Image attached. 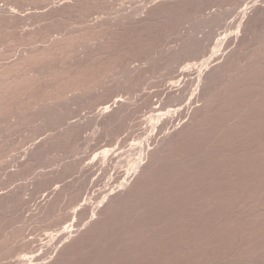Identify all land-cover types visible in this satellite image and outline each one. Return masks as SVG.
I'll use <instances>...</instances> for the list:
<instances>
[{
    "label": "rangeland",
    "instance_id": "374dc122",
    "mask_svg": "<svg viewBox=\"0 0 264 264\" xmlns=\"http://www.w3.org/2000/svg\"><path fill=\"white\" fill-rule=\"evenodd\" d=\"M49 1L51 0H48L46 2L43 0H29V1L28 0H17V1L15 0H2L1 1L0 0V5H1L0 10L3 8L1 10L2 12L9 13L11 10H14V11H17L18 13L24 12L25 14H26V11L27 12H30V11L33 12L35 10L44 11V10H47V8L50 7V5L52 6L54 4L53 3L54 0L51 1V4H49ZM56 1L58 2L61 0H55V2ZM106 1L107 2H105V0H102L101 2H99L97 4L98 8L95 6L94 8L92 7L93 9L91 11L90 10L89 12L85 11L87 12V15L84 14L83 11H81L82 14H80L79 12L75 14L72 13L70 14L72 16L68 15V17L70 18L65 17V19L63 18V20L60 19V21L59 20H56L57 22L54 21L52 23L53 26L51 24V21L49 23L48 20L46 21L45 19L43 20L42 18L39 19L40 21L31 20L30 22V20H27L25 23L27 25L24 24L27 27H24L23 25V27L28 30L27 32L32 33L34 31L33 29L36 30V32L34 31L31 34V37L28 36V33L26 34L25 32L26 30H24L23 27H21V29L16 28L18 30H14L15 27L12 28V26H9L6 24L8 26L7 28L5 24H2V25L0 24V43H2L0 44V46L4 45V49H2L3 47L2 48L0 47V56H2L0 57V60L2 61V62L0 61V64L10 62L11 60L15 59L16 55H18L19 52L25 51L27 49H32L31 46L35 47V44H36V47H38L37 44L41 45L46 42H49L54 37L63 36L64 38V36L69 35L67 37H69L70 39V40L69 39L66 40L67 37L64 38L67 41L65 45L67 47L65 49L66 52H63L64 47H63V50H61L62 52L60 51L61 48L59 49L60 53H62L61 56L60 54L56 56L57 52H55L52 54L53 56V57L51 56L52 58L49 56L51 60L50 59L47 60L48 57H46V59H40L42 61L45 60V62L43 63L42 61L40 62L39 60L41 65L38 64V61L36 62L38 66L37 64L35 65L34 63H32V65L34 64V66L31 65L32 66L31 69L34 68V70L32 71L37 72V74L34 73L35 79L38 80L37 84L35 85L36 87L34 86L35 88H38L37 89L38 91H36L37 93L35 92L34 87H30L31 84L28 85L29 82L31 83L32 80L24 81L28 85V86H24V87H27L26 90L29 91L30 90L29 87L31 89L34 88L33 92H35V95L38 94L37 98L40 97L39 99L41 100V97L44 94L45 96L43 95V97H46V99L42 98L43 101H39V102H36L38 99L37 100L34 99L35 101L33 102L32 98L34 95L32 94L34 93L33 92L30 93L32 90L29 92L27 91L28 93H30L29 94L30 96L32 95L31 96L32 98H31L30 96H28V93H26V95L23 94V92L25 93L26 90L24 91L23 89H21L23 90L21 91L20 89H16L18 86H19L18 88H21V85L19 84L17 85L16 83L17 87L14 89L13 87L14 85H13L12 89L11 88L10 89H11V92H15L13 91V89L16 90V92L13 94L16 95L18 93V97L14 98L15 95H13L12 99L10 98L9 100H5V103L6 101H8L6 104H4V101H3V104L1 105L3 108L0 106L1 107L0 108V137H1L0 138L1 139L0 140V170H1L0 171V176H1L0 177V193H4V195L6 194L7 197L11 193V195H9L10 197L8 198H11L13 195L18 197L17 200H16V197L14 198L15 203L13 201L12 204H9V207L4 206L5 209L4 207L0 209L1 210L0 211V218H1L0 219V234H1L0 235V264H8L9 262H10L9 264L11 263L16 264L17 263L16 261L19 262V260L21 261L23 259L22 257L23 254L25 253L26 255L34 254L35 252L34 249H36V246H37L36 250H38V248L43 246L44 243L45 245L39 249V252L36 251L35 255H37V253L40 255L42 253L48 254L49 253L48 251L50 252L52 251L51 253L48 254L49 255L48 258H47V255L42 254L44 257L47 258V261H50V262H47V264H89V263L90 264H264V207H263L264 204L262 206H259V207H263V209L260 208L262 212L258 214V211L253 209L255 208V206H253L252 201H255V200L250 197L251 195H249L251 194V191L259 185L264 191V139H263L264 138V107H263L264 106V97H263L264 96L263 95L264 94V61H263L264 60V57H263L264 56V50H263L264 48V43H263L264 42V16L262 18V15H264V11L262 13H259V14H262L261 17H259L257 16L258 14L256 15V12L258 10L250 9V13L247 15V17L243 19V15L245 13L246 8L254 4L257 1L259 2V0H207V1L204 0L203 2L198 3V5L197 3H195L194 5L192 4L188 9L189 11L184 10V12L180 11V13L178 11L171 13V10H168L167 13L163 12L164 14H161L160 15L161 17L159 16V18L155 19L158 22L154 21V23L150 25L151 27L150 26L142 27L141 25H139L138 21L142 17L144 18V16H146L149 10H151L156 5V3H160L161 0H159L160 2H157L158 0L157 1L156 0H151V1L150 0H119V1L118 0H111V1L106 0ZM22 3L24 6L21 5ZM113 3L116 5H113ZM109 8L110 10H108ZM137 8L140 11H138ZM147 9H148V12L146 11ZM191 9L193 10L191 11ZM134 10L141 12V14L137 15L136 17L135 16L133 17L134 19V21H132L133 23L131 22L130 25H126L124 27L122 26L121 29H114V28L112 29L110 25H112L114 22L119 21L120 18L124 17L125 15H129L130 12L134 13ZM210 10L211 12H209ZM92 11H93V14H92ZM142 13L144 16L142 15ZM219 13H221V15ZM76 14H79V15H76ZM222 14L224 15L222 16ZM116 15L117 17H115ZM211 15L212 17L216 16L214 18V19L217 18V21L215 20L216 24H214V22H210ZM206 16L208 20L206 19ZM95 17L96 18L98 17V18L96 19ZM200 17H202V19ZM159 19H162V20H159ZM96 20L97 21L103 20L104 22L108 23V26H105L106 28L103 27L99 29L97 31L98 33L94 32V34L92 35L89 32L88 34L90 35L89 36L86 35L87 32L85 33L84 32L85 30H83V28H85L87 25H90L88 23L94 24L95 22H97ZM191 20H194V21H191ZM72 22L74 25L72 24ZM28 24L29 25L31 24V25L29 26ZM65 24L67 27L65 26ZM58 28H59V31H57ZM22 29H23V32L22 31L20 32L19 30H22ZM40 29H41V32H40ZM147 30L148 32H146ZM24 32L27 36L24 39H22L21 34L23 35ZM74 32L75 34H73ZM83 32L85 34H83ZM237 32L241 33L239 36V38H241L239 39L240 41L239 42H236L233 40L230 41L232 43L226 44L225 45L226 47L224 46V48L222 47V50H220L221 52L219 51L218 54L231 52L233 56L232 69L236 72L238 70L239 71L243 70L242 68L246 67L247 64L249 65L247 67L248 68L250 67V68H249V71L247 70L248 74H245L246 71H244L245 73H243L244 75L242 74V78L241 76H239L238 81L237 79L235 80L237 82L233 80V84L235 85L234 87L231 86L229 90H228V87L230 85L228 87L222 86L223 88H225V90L223 88L221 89L220 85H219L220 88L217 87V89H219L217 90V92L219 91L220 96L224 92H225L224 94L227 95V97L225 96L226 103L223 100V97L221 98V100H219L220 96L217 98L218 95L215 97L217 98V100L215 98L210 100V104H209L211 106L210 109L212 110V107L214 106L212 111L209 109L211 114L208 112V115L203 118L200 124L201 126H199V128L197 129H194L193 131L192 129L190 130V128L187 127L188 125L187 121L190 122L189 117H184L183 118L184 120L182 119L181 122H180L181 118L177 120L176 126H178L179 125L178 123H180L179 125L180 127L172 128V125L170 124L169 126L168 125L164 126L163 129L161 127H159V130H158V127L154 129L153 121H151L153 116H154L153 120H155V118L156 120L161 119L163 113L164 115H166L165 113L167 111L169 112V109L174 108L173 110H175L177 107L178 108L181 107L179 105L182 102H184V104H187L191 97L190 92L189 93L184 92L185 95H183L184 93L182 94L184 96L182 97V99H181L182 95L180 94L179 96L181 101L177 102L179 98L178 97L176 102L175 101L173 102L175 104H173L172 102L168 101L170 99V96H169L170 93L169 95L168 93L167 95L165 94V90H167V87L169 86L167 84H170V83L176 84V82L178 83V81L180 83L181 80L184 79V76H186V75L184 76L181 75L182 69H187L189 68L190 65L200 64L203 61H205V59H207L214 52L218 43H220L221 41H223L224 39L228 37H230V39L231 37L234 38V36L237 35ZM49 34L52 36H50ZM71 34L74 36L73 37L74 39H72ZM103 37L105 38L103 39ZM32 38L34 39V41ZM48 38H49V41H46L48 40ZM87 38H90V40H88ZM21 41L22 42L25 41L23 45ZM84 41L86 42L84 43ZM96 41L98 44L96 43ZM261 41H263L262 44L260 43ZM13 42L15 43L13 44ZM189 42L191 43L189 44ZM61 44H62V41H61ZM103 44H106V45H103ZM191 44L194 46L195 50H196L195 45L197 44L198 48L202 49L203 51L197 48L196 51L189 50L187 52L183 49V48L190 46ZM257 44L261 46L259 47ZM91 45L92 46L95 45V46H93L92 48ZM122 45H124L125 47L124 46L122 47ZM62 46H64V42ZM87 47L89 49H87ZM230 47H233V48H230ZM5 49H7L8 52H6L7 50L4 51ZM72 49L73 50L75 49L74 52H72L73 51ZM207 49L209 51L208 52L209 54L207 53ZM231 49L232 50L234 49L233 52L231 51ZM120 50H122L123 53ZM13 52L15 53L13 54ZM204 52L208 54L207 55L205 53L206 57L204 55ZM253 53H255V55ZM99 54H101V56ZM201 55L203 56L201 57ZM5 56H8V57L5 58ZM116 56H118L119 58H117ZM53 58L56 61H53ZM167 58L169 59V61L167 60ZM172 58H173V61L175 60L174 62L172 61ZM62 61H63V64H62ZM83 61L84 63L85 61H87L86 65H84ZM245 61H247V63ZM51 63L53 64L56 63V64L53 65ZM108 63H110V65ZM82 64L84 66L81 67ZM42 65L46 67V69L47 68L49 69V67L50 68L52 67L51 69L53 70V67H54V71L55 69H57L56 70L57 72L53 71L52 76H51L52 71L51 69H49L51 72H49L50 75H48L47 73L49 70H46L45 68H44L45 70L42 69L43 68ZM47 65L48 66L50 65V66L47 67ZM166 65H168V68ZM241 65L242 66L244 65V67L241 68L240 67ZM250 65H255V66L253 67ZM251 67H253V69ZM81 68L83 70H81ZM77 69L80 70V73L77 71L78 74L76 72ZM199 70L200 69L198 68L190 69V71L188 70L189 72L187 71L185 73L187 74V76L184 81H186V79L189 80L190 78L198 76ZM43 71H47V73ZM176 71L177 72L179 71L180 75H179V72L177 73ZM98 72H99V75H98ZM70 73H73V74L76 73L75 76L79 75V77L76 76V78H72L74 75ZM161 73L166 74L168 76L169 74H172V75H170L167 78L166 75H165L166 77L164 75L162 76ZM70 75L71 76L73 75V76L71 77ZM176 75H178V77L174 78ZM69 77H71L72 79H70ZM142 77H145L146 79L144 80V84L142 83L144 79V78L142 79ZM1 78L3 77H0V84L4 81V79H2V82H1ZM28 78H31V77H27V78L25 77L24 80ZM172 78L174 79L172 80ZM24 82L22 81L19 83L24 84ZM47 82L50 84H48ZM116 84L118 85V87ZM150 84H152L153 86ZM1 85L0 87L3 86ZM32 85H34V83H32ZM54 87L58 88L57 91L54 90V93L55 91L58 93L57 95L53 97V95H51V92L53 89H55ZM50 88H52L51 92H50ZM176 89H173V90H175L176 92L178 91ZM118 90L120 91L119 93H118ZM178 92L175 94H178ZM39 93H41V95ZM148 93H154L153 96L151 95V99L153 100L152 103L154 104L150 103V105L146 107V106H143L142 103L144 99H146V95H148ZM21 94L24 95L25 97L22 96ZM116 94L117 95L120 94L121 97L117 96ZM105 95L107 97L104 98ZM20 96L22 97L20 98ZM112 96L113 98H110ZM122 96L125 99L133 103L132 113L124 117L122 120L116 121L115 124H113L114 123L113 122L112 124H110L111 126H109V124H107V121H105L106 119L101 117V114L103 110H105L110 104H113L115 100L118 99V97L122 98ZM100 98L101 99L103 98V101ZM167 98L168 100H166ZM254 98H256V100ZM107 99H110V100H107ZM227 99L228 100L230 99V101L228 102ZM12 100L13 102H15L14 105H12L13 104ZM61 100H63L64 103ZM54 101L55 103H53ZM167 101L170 104H165L167 103ZM199 102L197 104L199 105L204 104L203 100L201 101L202 103L201 102L199 103ZM30 103L31 104L33 103V104L31 105ZM46 103L47 105H45ZM163 103L164 105H166V107L163 106ZM171 104L173 105L171 106ZM67 105H68V108H67ZM153 105L155 108L156 106L159 107V108L157 107L158 110L160 109L159 111L157 110L158 113H156L157 108L156 109L154 108L155 112L153 111V107H151L152 109V112H151L149 106H153ZM181 105H183V103ZM175 106L177 107L175 108ZM163 107H165V109ZM54 109H55V113H54ZM60 111L61 113H59ZM48 112L50 114L53 112L54 114L52 113L50 115ZM11 115H13V118L11 117ZM9 119L11 120V122ZM78 122L79 123L81 122V123L79 124ZM182 122H184L185 124ZM48 123L50 126L48 125ZM32 124L33 126H31ZM72 124H75L73 125V127L78 128V133L75 134L73 137L69 138L68 140L65 135L63 136V134L69 129V126ZM77 124L79 125L77 126ZM12 126L14 128L13 130H12ZM253 128L254 130H252ZM179 129H181L180 131L181 133L179 132ZM161 130L163 131L161 132ZM166 130L169 132L168 136H165V133H167ZM148 133L149 134L152 133V134L149 135ZM37 134H38V137H37ZM53 135L54 136L56 135V136L54 137ZM61 136L63 137L61 138ZM4 137L6 140L4 139ZM149 138L150 140L148 141ZM151 138H153L152 142H151ZM47 139L50 142L46 143V148L44 146V149L42 148L39 151V154L36 153L35 155L34 153H32V151L36 149L35 148L33 150V148L35 147L37 143H40L39 145H41L45 141L47 142L48 141ZM145 140L148 141L146 143V149L151 148V147L153 149L156 148L154 152H153V149L151 148L152 149L151 152L153 153V155H151V152H150L149 154L151 156L148 154L147 155L148 157H145L146 160L144 159L143 161L147 174L143 172L144 169L142 171L140 170L139 171L140 174L138 172L136 178L132 181L130 180L131 181V183L129 182L130 185L128 184L127 187L125 185V189L123 188L122 190H120V192H118L116 197L112 199L113 201L111 200L108 202V204L106 203V205L103 206V207H106V209L105 208L103 209L102 207L101 211H103L105 214L102 215L101 213L103 212H100L99 213L100 215L96 214L94 215V217L92 216L94 221H92L89 224L86 223L87 220L84 222L83 220H80L82 222L80 221H79L80 223L78 222L79 223L78 227H80V225L82 224L81 225L82 232L77 231L75 232L76 234H74V238H71L70 240L69 238H67L68 241L67 239H64L65 240L64 243H60V241L63 242V240L61 238H59L60 239L59 240L58 237L62 230L65 233L68 230L71 231L72 227L74 229L75 228L78 229L77 227H75L76 226L75 222L78 221V218H75L74 215L71 216V214H74L72 212L75 210L74 209L75 207H77L81 203L83 204L87 202L89 203V206H90L89 213L90 212L92 213L94 209L93 206H96L97 203H100L99 201H101L104 198L105 196L104 193L106 194L105 192L106 189L107 191L115 190V189L119 191V189H121L118 185H120L124 181L125 176H126L125 171L129 169L130 165L132 166L133 162L141 158V155L140 157L138 155L139 153L141 154V148L138 149L139 146H137V144H140L141 141H145ZM164 141L165 143H167V146H166L167 148L162 149L161 151L160 148L163 147L162 144ZM3 142L4 143L6 142L7 144L5 143L4 145ZM52 142L55 144H53ZM133 145H136L134 146L135 150L132 149ZM36 146H38V144ZM106 150L115 151V153L113 152V156L111 155V158H113L114 160L112 159L111 162L109 161L114 166L108 162L105 163L106 160L103 159L104 156L102 153ZM122 151L123 153H121ZM158 153H161V154L159 155ZM246 153L248 154L246 155ZM123 158H125L126 162L123 160ZM134 158L136 159L134 160ZM122 160L124 161V163ZM151 161L152 162L154 161V164L153 163L151 164ZM190 162L191 164H189ZM62 163L63 164L65 163V164L63 165ZM105 164H106V168L102 167L103 165L105 166ZM107 164L112 165V166L107 167ZM96 165H98L99 168H97L98 166ZM149 166H152V167H149ZM119 170L120 172H118ZM1 173L3 175H1ZM118 174L120 175L124 174L122 178H120V180L117 178ZM143 175H146L145 178L144 177L140 178ZM135 180L137 181L135 182ZM108 183H109V186H108ZM68 186H72L70 188H73L75 186V188H77L78 190L82 189L81 192L84 191V193H82V197H80L78 201L74 200L75 198H73L74 203H71L72 197L74 196L70 195L69 197L68 195H63L60 199V201L63 204L59 202V205L61 207H58L59 209H57L55 212L52 211L54 214L61 209L59 213L58 214L56 213L55 215L50 213L52 216L50 214L48 215V213H46L45 211V207L49 199H52L54 197L55 191H58L59 188L60 189H63L64 187L68 188ZM116 190L115 192H117ZM32 193L34 197L32 196ZM19 196L20 197L22 196V197L19 198ZM88 199H89V202H88ZM117 201L119 202V204ZM241 201L243 202L242 203L243 206L240 204ZM75 202H76V205L77 203L78 205L77 206L74 205L73 207V204H75ZM239 206L243 208H240ZM41 209L43 211H41ZM240 209L245 210L244 212L246 213L245 216H244V213L241 212L243 213L242 215L244 216L245 219L241 217L242 215L240 214V211H239ZM91 213L90 215H93V213L92 214ZM45 215H48V216L43 217ZM59 215L60 216L62 215V217H60ZM68 215L69 217H67ZM36 216H39V217H36ZM8 217H10V220ZM61 219L64 221H62ZM4 223L5 225H2ZM83 223L87 225V226L85 225L86 228L83 227L84 226ZM56 230H58L59 235H57L58 232ZM54 231H56V235L58 237L56 235L55 236L57 237L58 240L56 239L55 236L51 237L52 234L53 235L55 234ZM47 232L51 233L49 234L50 236L48 235ZM47 236L49 240L47 239ZM50 239L52 240L54 244H52ZM28 240L30 241L28 242ZM48 241L51 243V245L48 243ZM56 241H59V242H56ZM26 242L29 246L28 245L24 246L25 249L22 250V248H24L23 244L25 245ZM55 243L57 245L59 243L58 248L60 249H57L56 247L57 245H55ZM34 244L36 246H34ZM47 245H50L49 248H51L52 246H54L55 248L54 247H53L54 249L53 248L49 249L48 247L46 248ZM5 246H6V249H5ZM26 247L28 249H26ZM32 248H33V252H32ZM22 252L23 254H21ZM18 253L20 254V256ZM30 255L29 257L28 255L27 256L24 255V257L26 259L28 258L29 260L30 257L32 258L34 256V255H31V256ZM16 256L19 259L18 258L16 259ZM28 260L23 261L22 264H25ZM151 260L153 262H150ZM29 261L27 262L28 264H30Z\"/></svg>",
    "mask_w": 264,
    "mask_h": 264
},
{
    "label": "bare ground",
    "instance_id": "6f19581e",
    "mask_svg": "<svg viewBox=\"0 0 264 264\" xmlns=\"http://www.w3.org/2000/svg\"><path fill=\"white\" fill-rule=\"evenodd\" d=\"M2 1V0H1ZM15 1H17V0H15ZM29 1V0H28ZM43 1H48V0H43ZM52 1V0H51ZM51 1H49V4H51ZM102 0H61V1H56L55 2V0H54V4L51 6L50 5V7H48L47 8V10H44V11H36L35 9V11H33V12H27L26 11V14L24 13V12H22V13H18L17 11H14V10H11L9 13H7V12H2L1 10L3 9H1L0 10V24L2 25V24H5V26H7V25H9V26H12V28H14L15 27V29L14 30H18V29H16V28H19V29H21V27H23V25L26 23V21L27 20H30V22H31V20L33 21H37V20H39L40 18H42L43 20L45 19L46 21L48 20L49 21V23H50V21H51V24L54 22V21H56V20H59L60 21V19H62L63 20V18L65 19V17H67V18H70V17H68V15L69 16H72V15H70V14H72V13H77V12H79L80 14H82L81 13V11H83L84 12V14H86L87 15V12H85V11H88L89 12V10L91 11L95 6L98 8V6H97V4L99 3V2H101ZM111 1V0H110ZM119 1V0H118ZM151 1V0H150ZM157 1V0H156ZM204 0H161V2L158 0L157 2H160V3H156V5L151 9V10H149V12H148V9L146 10L148 13L146 14V13H144V14H146V16H144L143 15V13H142V15L144 16V18L142 17V15H141V17L143 18H141L139 21H138V23H139V25H141L142 27H148V26H150L152 23H154V21H156V22H158L157 20H155L156 18H159V16L161 15V14H164L163 12H166L167 13V11L168 10H171V13L172 12H179L180 13V11L182 12H184V10H188L189 9V7L193 4H195V3H197V5H198V3H200V2H203ZM207 1V0H206ZM262 3H261V2ZM14 2V1H13ZM24 2V1H23ZM41 2V1H40ZM105 2H107L106 0H105ZM209 2V1H208ZM19 3V2H18ZM36 3V2H35ZM103 3V2H102ZM121 3V2H120ZM120 3H118V4H120ZM153 3V2H152ZM207 3V2H206ZM260 3V4H259ZM12 4V3H11ZM210 4V3H209ZM14 5H16V4H14ZM21 5H23V3L21 4ZM29 5V4H28ZM41 5V4H40ZM44 5V4H43ZM113 5H116V4H114L113 3ZM208 5V4H207ZM24 6V5H23ZM38 6V5H37ZM46 6H47V4H46ZM49 6V5H48ZM200 6V5H199ZM21 7V6H20ZM26 7V6H25ZM44 7V6H43ZM93 7V8H92ZM143 7V6H142ZM147 7V6H146ZM151 7V6H150ZM193 7V6H192ZM205 7V6H204ZM0 8H1V5H0ZM6 8V7H5ZM30 8V7H29ZM39 8V7H38ZM131 8V7H130ZM140 8V7H139ZM144 8V7H143ZM22 9V8H21ZM134 9H136V8H134ZM138 9V8H137ZM196 9V8H195ZM197 9H198V7H197ZM201 9H202V7H201ZM250 9H255V10H258L257 12H256V15L257 16H259V17H261V15L262 14H259V13H262L263 11H264V0H259V2L257 1V2H255L254 4H252V5H250L249 7H247L246 8V10H245V13H244V15H243V19L245 18V17H247V15L250 13ZM7 10V9H6ZM5 10V11H6ZM25 10V9H24ZM99 10H101V9H99ZM103 10V9H102ZM106 10V9H105ZM108 10H110V8L108 9ZM123 10V9H122ZM142 10V9H141ZM193 9H191V11H192ZM97 11V10H96ZM113 11V10H112ZM124 11V10H123ZM123 11H122V13H123ZM125 11H127V10H125ZM138 11H140L139 9H138ZM138 11H135L134 10V13H129V15H125L124 17H122V18H120V20L119 21H117V22H114L112 25H110L111 27H112V29L114 28V29H121L122 28V26L124 27V26H126V25H130L131 24V22L132 21H134V19H133V17L135 16H137V15H140L141 14V12H138ZM143 11V10H142ZM189 11V10H188ZM187 11V12H188ZM202 11V10H201ZM206 11V10H205ZM220 11V10H219ZM107 12V11H106ZM145 12V11H144ZM209 12H211V10L209 11ZM252 12V11H251ZM94 13H96V12H94ZM105 13V12H104ZM109 13V12H108ZM119 13V12H118ZM117 13V14H118ZM128 13V12H127ZM166 13H165V15H166ZM186 13V12H185ZM190 13V12H189ZM188 13V14H189ZM203 13V12H202ZM213 13V12H212ZM215 13V12H214ZM225 13V12H224ZM73 14V15H74ZM92 14H93V11H92ZM112 14V13H111ZM114 14V13H113ZM116 14V13H115ZM168 14H169V12H168ZM174 14H176V13H174ZM188 14H187V16H188ZM191 14V13H190ZM201 14V13H200ZM207 14V13H206ZM210 14V13H209ZM220 15H221V13H219ZM229 14V13H228ZM253 14H255V13H253ZM76 15H79V14H76ZM96 15V14H95ZM104 15V14H103ZM109 15V14H108ZM193 15V14H192ZM196 15V14H195ZM220 15H219V17H220ZM224 14H222V16H223ZM94 16V15H93ZM99 16V15H98ZM101 16H102V14H101ZM113 16V15H112ZM172 16V15H171ZM174 16V15H173ZM176 16V15H175ZM202 16V15H201ZM208 16V15H207ZM207 16H206V19H207ZM218 16V15H217ZM228 16V15H227ZM227 16H225V17H227ZM263 16L264 15H262V18H263ZM79 17V16H78ZM107 17V16H106ZM115 17H117V15L115 16ZM121 17V16H120ZM161 17V16H160ZM164 17V16H163ZM168 17H169V15H168ZM179 17V16H178ZM182 17H184V16H182ZM192 17V16H191ZM216 16H214V17H212V15H211V19H210V22H214V24H216L215 22L217 21V18L216 19H214ZM218 17V18H219ZM66 18V19H67ZM73 18V17H72ZM85 18H87V17H85ZM96 18V17H95ZM94 18V19H95ZM98 18V17H97ZM96 18V19H97ZM110 18V17H109ZM112 18V17H111ZM180 18V17H179ZM187 18V17H186ZM201 19H202V17H200ZM205 18V17H204ZM90 19V18H89ZM92 19H93V17H92ZM136 19V18H135ZM163 19V18H162ZM162 19H159V20H162ZM165 19V18H164ZM166 19H167V17H166ZM169 19V18H168ZM178 19V18H177ZM182 19V18H181ZM180 19V20H181ZM253 19V18H252ZM255 19V18H254ZM258 19V18H257ZM109 20H111V19H109ZM115 20V19H114ZM117 20H118V18H117ZM172 20V19H171ZM174 20V19H173ZM176 20V19H175ZM183 20V19H182ZM185 20V19H184ZM200 20V19H199ZM208 20V19H207ZM216 20V21H215ZM224 20V19H223ZM249 20V19H248ZM40 21V20H39ZM38 21V22H39ZM92 21H94V20H92ZM97 21V20H96ZM107 21H108V19H107ZM116 21V20H115ZM137 21V20H136ZM191 21H194V20H191ZM195 21H197V20H195ZM219 21V20H218ZM250 21V20H249ZM260 21V20H259ZM29 22V21H28ZM42 22V21H41ZM57 22V21H56ZM161 22V21H160ZM179 22V21H178ZM177 22V23H178ZM182 22V21H181ZM209 22V21H208ZM246 22V21H245ZM244 22V23H245ZM256 22V21H255ZM254 22V23H255ZM43 23V22H42ZM42 23H40V24H42ZM45 23V22H44ZM48 23V22H47ZM76 23V22H75ZM85 23V22H84ZM88 23V22H87ZM116 23V24H115ZM133 23V22H132ZM137 23V22H136ZM174 23H176V22H174ZM196 23V22H195ZM205 23H207V22H205ZM217 23H219V22H217ZM7 24V25H6ZM32 24V23H31ZM30 24V25H31ZM40 24H39V26H40ZM51 24H49V25H51ZM58 24V23H57ZM62 24V23H61ZM71 24V23H70ZM72 24H73V22H72ZM83 24V23H82ZM86 24V23H85ZM88 24H90V25H87L85 28H83V30H85L84 32L86 33L87 32V34L86 35H90V34H94V32H97L99 29H101V28H106L105 26H108V23H106V22H104L103 20L101 21V20H98L97 22H95L94 24H91V23H88ZM110 24V23H109ZM158 24V23H157ZM193 24V23H192ZM25 25H27V24H25ZM24 25V27H27V26H25ZM29 25V24H28ZM29 25V26H30ZM34 25V24H33ZM47 25V24H46ZM74 25V24H73ZM156 25V24H155ZM159 25H161V24H159ZM166 25V24H165ZM179 25V24H178ZM184 25V24H183ZM209 25V24H208ZM219 25V24H218ZM43 26V25H42ZM45 26V25H44ZM52 26H53V24H52ZM65 26H66V24H65ZM85 26V25H84ZM138 26V25H137ZM171 26V25H170ZM193 26V25H192ZM206 26V25H205ZM212 26V25H211ZM214 26V25H213ZM242 26V25H241ZM240 26V27H241ZM2 27V26H1ZM4 27V26H3ZM23 27V28H24ZM64 27V26H63ZM62 27V28H63ZM67 27V26H66ZM71 27V26H70ZM69 27V28H70ZM83 27V26H82ZM110 27V28H111ZM131 27V26H130ZM151 27V26H150ZM153 27V26H152ZM156 27V26H155ZM178 27V26H177ZM239 27V26H238ZM7 28H8V26H7ZM56 28V27H55ZM65 28V27H64ZM157 28V27H156ZM170 28V27H169ZM173 28V27H172ZM185 28V27H184ZM187 28V27H186ZM31 29H33V28H31ZM30 29V30H31ZM45 29V28H44ZM53 29V28H52ZM68 29V28H67ZM128 29V28H127ZM171 29V28H170ZM247 29V28H246ZM263 29V28H262ZM24 30H26L25 32H26V34L28 33L27 31V29L26 28H24ZM35 32H36V30L35 29H33ZM73 30V29H72ZM78 30V29H77ZM156 30V29H155ZM164 30V29H163ZM174 30H175V28H174ZM9 31V30H8ZM12 31V30H11ZM20 32L22 31L23 32V29L22 30H19ZM33 31V32H34ZM39 31V30H38ZM48 31H49V29H48ZM54 31V30H53ZM57 31H59V28H58V30ZM62 31V30H61ZM71 31V30H70ZM69 31V32H70ZM113 31V30H112ZM246 31V30H245ZM6 32V31H5ZM25 32L23 33V35L21 34V38L22 39H24L27 35L25 34ZM32 32V33H33ZM40 32H41V29H40ZM56 32V31H55ZM67 32V31H66ZM78 32V31H77ZM81 32V31H80ZM80 32H79V34H80ZM83 32V34H85ZM90 32V34H88ZM102 32V31H101ZM130 32V31H129ZM145 32V31H144ZM146 32H148V30L146 31ZM242 32H243V30H242ZM9 33V32H8ZM14 33V32H13ZM31 32L30 33H28V36H30L31 37V34H32ZM43 33H44V31H43ZM68 33V32H67ZM82 33V32H81ZM98 33V32H97ZM107 33H109V32H107ZM126 33V32H125ZM134 33V32H133ZM137 33V32H136ZM135 33V34H136ZM164 33V32H163ZM239 32H237V35H235L234 36V38H232L231 37V39H230V37H228V38H226V39H224L223 41H221L220 43H218L217 44V47L215 48V50H214V52L207 58V59H205V61H203L202 63H200V64H193V65H190L189 66V68H187V69H182V74L181 75H186L187 76V74H185L188 70L190 71V69H200L199 70V74H198V76H196V77H193V78H190L189 80H187L186 79V81H184L185 80V78H186V76H184V79H182L181 80V82L179 83V81H178V83L176 82V84L175 83H170V84H167V85H169L168 87H167V90H165V94L167 95V93H168V95H169V93H170V99L168 100V98L166 99V100H168V101H170V102H176V100H177V98L180 96V94L182 95L184 92L186 93H191L190 95H191V97H190V99H189V102L187 103V104H184V102H182L183 103V105H181L182 103H180V105L179 106H181V107H177V106H175V110H173V109H169V112H168V114H167V112L165 113L166 115H164V113L162 114V117H161V119H157L156 120V118H155V120H153L154 119V116L152 117V120L151 121H153V124H154V129H156L157 127H158V130H159V127H161L162 129L164 128V126H169L170 124L172 125V128L173 127H180L179 125H180V123H178L179 125L178 126H176V122H177V120L178 119H180L181 118V120H180V122L182 121V119L184 118V117H189V120H190V122L189 121H187L188 123V125H187V127L188 128H190V130L192 129V131L194 130V129H197V128H199V126H201L200 124H201V122H202V120H203V118L205 117V116H207L208 115V112L210 113V111H209V109L211 108V106L209 105L210 104V100H212V99H214L217 95V98L220 96V93H219V91L217 92V90H219V89H217V87H219L220 88V86H221V89L223 88L222 86H224V87H228L229 85V87H228V90L231 88V86H233L234 87V85L235 84H233V80L235 81L236 79H237V81H238V77L239 76H241V78H242V74L243 73H245L244 71H246V73L245 74H248V72H247V70L249 71V68L247 67V66H249L248 64H247V68L246 67H244V65L242 66H240L241 68L242 67H244V68H242L243 70H238L237 72L236 71H234L233 69H232V67H233V56H232V53L231 52H227V53H221V54H218V52L220 51V50H222V47L224 48V46L226 45V44H228V43H232V42H230V41H236V42H239L240 40L239 39H241V38H239V36H240V34L241 33H239ZM3 34V33H2ZM7 34V33H6ZM16 34V33H15ZM30 34V35H29ZM47 34V33H46ZM52 34V33H51ZM63 34V33H62ZM73 34H75V32L73 33ZM149 34V33H148ZM9 35V34H8ZM50 35V34H49ZM59 35V34H58ZM72 35V34H71ZM70 35V36H71ZM91 35V36H92ZM243 35V34H242ZM241 35V36H242ZM261 35V34H260ZM15 36H17V35H15ZM14 36V37H15ZM37 36V35H36ZM50 36H52V35H50ZM67 36H69V35H67ZM67 36H64V38L65 37H67ZM87 36V37H88ZM101 36V35H100ZM99 36V37H100ZM104 36V35H103ZM106 36H108V35H106ZM128 36V35H127ZM126 36V37H127ZM132 36V35H131ZM145 36V35H144ZM154 36V35H153ZM190 36H191V34H190ZM2 37V36H1ZM5 37V36H4ZM9 37V36H8ZM20 37V36H19ZM39 37V36H38ZM44 37V36H43ZM74 36L72 35V39H74L73 38ZM80 37H81V35H80ZM83 37V36H82ZM110 37V36H109ZM123 37V36H122ZM149 37H150V35H149ZM262 37V36H261ZM6 38V37H5ZM33 38H34V36H33ZM32 38V39H33ZM63 38V36H61V37H54L53 39H51L50 41H49V38H48V40H46V41H49V42H46V43H44V42H42V43H44V44H41V45H39V44H37V46L38 47H36V44H35V47L33 46H31V48L32 49H27V50H25V51H22V52H19V54L18 55H16V57H15V59H13V60H11L10 62H7V63H4V64H0V77H3V78H1V82H2V79H4V81L0 84L2 87H0V106L3 104V101H4V104H6L8 101H6V103H5V100H9L10 98L12 99V97H13V95H15V94H13V93H15L16 92V90H14L16 87H17V85L19 84V85H21V88H16V89H23L24 91L27 89V87H24V86H28V85H30V87H34L36 84H37V79H35V76H34V73H36L37 74V72H34V71H32V70H34V68H32L31 69V67L32 66H34V64L36 65L37 63V61H38V64H40L41 65V61L42 60H40V59H46V57H48L47 58V60L48 59H50L49 58V56L51 57L52 56V54L53 53H55V52H57V54H56V56L57 55H59L60 54V56L62 55V53H60V51L61 50H63V47H64V50L66 49V47L67 46H65L66 45V40L67 39H69V37H67L66 38V40ZM71 38V37H70ZM85 38V37H84ZM95 38H97V37H95ZM105 37H103V39H104ZM111 38V37H110ZM115 38V37H114ZM124 38V37H123ZM128 38H130V37H128ZM136 38V37H135ZM141 38V37H140ZM186 38V37H185ZM245 38V37H244ZM263 38V37H262ZM12 39V38H11ZM17 39V38H16ZM36 39V38H35ZM64 39V40H63ZM81 39V38H80ZM88 40H90V38H87ZM70 40V39H69ZM69 40H68V42H69ZM97 40V39H96ZM106 40V39H105ZM127 40V39H126ZM135 40V39H134ZM140 40V39H139ZM258 40V39H257ZM12 41V40H11ZM28 41V40H27ZM29 41H31V40H29ZM33 41H34V39H33ZM38 41H39V39H38ZM44 41V40H43ZM61 41H62V44H63V42H64V46H62V44H61ZM102 41H104V40H102ZM112 41V40H111ZM118 41V40H117ZM131 41V40H130ZM192 41V40H191ZM256 41V40H255ZM260 41V40H259ZM16 42V41H15ZM15 42H13V44L15 43ZM22 42V41H21ZM25 42V41H24ZM24 42H22V45H23V43ZM72 42H73V40H72ZM78 42V41H77ZM86 41H84V43H85ZM121 42V41H120ZM242 42V41H241ZM250 42V41H249ZM262 42L263 41H261L260 43L262 44ZM7 43V42H6ZM32 43V42H31ZM75 43V42H74ZM80 43V42H79ZM89 43H90V41H89ZM96 43H97V41H96ZM103 43V42H102ZM191 42H189V44H190ZM259 43V44H260ZM264 43V42H263ZM0 44H2V43H0ZM12 44V45H13ZM20 44V43H19ZM19 44H18V46H19ZM92 44V43H91ZM94 44V43H93ZM98 44V43H97ZM107 44H109V43H107ZM129 44V43H128ZM137 44H138V42H137ZM188 44V45H189ZM193 44V43H192ZM190 45V46H188V47H186V48H183L185 51H196L197 50V48H198V46H197V44L195 45V47H196V50H195V48H194V44L193 45ZM236 44V43H235ZM241 44V43H240ZM259 44H257L258 46H259ZM6 45V44H5ZM21 45V46H22ZM90 45V44H89ZM103 45H106V44H103ZM113 45V44H112ZM10 46V45H9ZM14 46V45H13ZM68 46H69V44H68ZM73 46V45H72ZM77 46V45H76ZM93 46H95V45H93ZM93 46L91 45V47L93 48ZM124 45H122V47H123ZM184 46V45H183ZM191 46H193V47H191ZM238 46V45H237ZM257 46V47H258ZM261 46V45H260ZM259 46V47H260ZM2 49H4V45L3 46H0ZM7 47V46H6ZM16 47V46H15ZM24 47V46H23ZM22 47V48H23ZM110 47V46H109ZM125 47V46H124ZM208 47V46H207ZM226 47V46H225ZM244 47V46H243ZM18 48V47H17ZM16 48V49H17ZM61 48V49H60ZM79 48V47H78ZM176 48V47H175ZM203 48V47H202ZM230 48H233V47H230ZM59 49H60V51H59ZM85 49V48H84ZM83 49V50H84ZM87 49H89L88 47H87ZM121 49V48H120ZM198 49H200V48H198ZM253 49H255V48H253ZM261 49V48H260ZM7 49H5L4 51H6ZM63 50V52H66V50L64 51ZM73 50V49H72ZM71 50V51H72ZM75 50V49H74ZM74 50L72 51V52H74ZM80 50V49H79ZM179 50H181V49H179ZM200 50H202V49H200ZM225 50V49H224ZM234 50V49H233ZM233 50L231 49V51L233 52ZM236 50V49H235ZM263 50H264V48H263ZM13 51V50H12ZM16 51V50H15ZM70 51V50H69ZM100 51V50H99ZM121 52H122V50H120ZM169 51V50H168ZM199 51V50H198ZM203 51V50H202ZM241 51V50H240ZM255 51V50H254ZM253 51V52H254ZM261 51V50H260ZM2 52H3V50H2ZM6 52H8V50L6 51ZM10 52V51H9ZM62 52V51H61ZM84 52V51H83ZM96 52V51H95ZM115 52V51H114ZM117 52V51H116ZM209 51H208V49H207V53H208ZM221 52V51H220ZM15 52H13V54H14ZM76 53V52H75ZM85 53V52H84ZM87 53V52H86ZM94 53V52H93ZM102 53V52H101ZM123 53V52H122ZM132 53V52H131ZM205 53L206 52H204V55H205ZM206 53V54H207ZM252 53V52H251ZM258 53V52H257ZM262 53H263V51H262ZM68 54V53H67ZM72 54V53H71ZM70 54V55H71ZM80 54V53H79ZM89 54H90V52H89ZM97 54V53H96ZM106 54V53H105ZM184 54V53H183ZM209 54V53H208ZM207 54V55H208ZM254 55H255V53H253ZM5 55V54H4ZM55 55V54H54ZM64 55V54H63ZM78 55V54H77ZM94 55V54H93ZM100 56H101V54H99ZM98 55V56H99ZM166 55V54H165ZM175 55V54H174ZM173 55V56H174ZM181 55V54H180ZM260 55V54H259ZM9 56V55H8ZM8 56H5V58L6 57H8ZM15 56V55H14ZM74 56V55H73ZM81 56V55H80ZM85 56V55H84ZM87 56V55H86ZM107 56V55H106ZM164 56V55H163ZM203 55H201V57H202ZM253 56V55H252ZM0 57H2V56H0ZM11 57V56H10ZM53 57V56H52ZM51 57V58H52ZM59 57V56H58ZM69 57V56H68ZM72 57V56H71ZM70 57V58H71ZM76 57V56H75ZM103 57V56H102ZM112 57V56H111ZM117 58H119L118 56H116ZM135 57V56H134ZM157 57V56H156ZM168 57V56H167ZM205 57H206V55H205ZM260 57H262V56H260ZM264 57V56H263ZM55 58V57H54ZM54 58H53V61H56V60H54ZM57 58V57H56ZM130 58V57H129ZM162 58V57H161ZM180 58V57H179ZM182 58V57H181ZM4 59V58H3ZM38 59V60H37ZM63 59V58H62ZM85 59V58H84ZM108 59V58H107ZM183 59V58H182ZM251 59V58H250ZM33 60H35V61H33ZM39 60H40V62H39ZM51 60V59H50ZM77 60V59H76ZM94 60V59H93ZM111 60V59H110ZM109 60V61H110ZM167 60L169 61V59L167 58ZM166 60V61H167ZM247 60V59H246ZM254 60V59H253ZM253 60H251V61H253ZM1 61V60H0ZM6 61V60H5ZM67 61V60H66ZM129 61V60H128ZM163 61V60H162ZM167 61V62H168ZM172 61H173V58H172ZM171 61V62H172ZM175 61V60H174ZM173 61V62H174ZM264 61V60H263ZM2 62V61H1ZM43 62H45V60L44 61H42V63ZM59 62V61H58ZM57 62V63H58ZM71 62V61H70ZM90 62V61H89ZM92 62V61H91ZM101 62V61H100ZM122 62V61H121ZM120 62V63H121ZM125 62V61H124ZM170 62V63H171ZM246 63H247V61H245ZM260 62V61H259ZM32 63H34L33 65H32ZM47 63H48V61H47ZM46 63V64H47ZM66 63H68V62H66ZM83 63H84V61H83ZM86 63H87V61H85V63H84V65H86ZM162 63V62H161ZM38 64H37V66H38ZM51 64H53V63H51ZM54 64H56V63H54ZM53 64V65H54ZM62 64H63V61H62ZM102 64V63H101ZM109 65H110V63H108ZM173 64V63H172ZM171 64V65H172ZM238 64V63H237ZM252 64V63H251ZM32 65V66H31ZM80 65V64H79ZM83 64L81 65V67L82 66H84ZM105 65H107V64H105ZM113 65V64H112ZM170 65V66H171ZM175 65V64H174ZM43 66V65H42ZM50 66V65H49ZM48 65H47V67H49ZM66 66V65H65ZM64 66V67H65ZM89 66V65H88ZM87 66V67H88ZM155 66V65H154ZM167 66V68H168V65H166ZM199 66H200V68H199ZM250 66H255V65H250ZM60 67V66H59ZM63 67V66H62ZM75 67V66H74ZM86 67V66H85ZM85 67H84V69H85ZM253 67H251L252 69H253ZM46 69V67H44L43 66V68L42 69ZM52 68V67H51ZM50 67H49V69H51ZM68 68V67H67ZM71 68V67H70ZM79 68V67H78ZM100 68V67H99ZM154 68V67H153ZM44 69V70H45ZM48 68L46 69V70H49ZM76 69V68H75ZM135 69V68H134ZM152 69V68H151ZM245 69V70H244ZM57 69H55V71H56ZM81 70H83L82 68H81ZM92 70V69H91ZM98 70V69H97ZM150 70V69H149ZM232 70H233V72H235V73H233L232 72ZM52 71V72H51ZM51 71L49 70L48 71V73H47V71H43V72H46L48 75H50V73L49 72H51V76H52V73H53V71H54V67H53V70L51 69ZM54 71V72H55ZM79 72L80 73V70L79 69H77L76 70V72ZM86 71V70H85ZM96 71V70H95ZM134 71H136V70H134ZM168 71V70H167ZM180 71H181V69H180ZM188 71V72H189ZM251 71V70H250ZM57 72V71H56ZM73 72H75V71H73ZM78 72H77V74H78ZM140 72V71H139ZM147 72V71H146ZM164 72V71H163ZM166 72V71H165ZM170 72V71H169ZM177 72V71H176ZM179 72V71H178ZM177 72V73H178ZM256 72V71H255ZM40 73H41V71H40ZM68 73V72H67ZM103 73V72H102ZM129 73V72H128ZM131 73V72H130ZM132 73H133V71H132ZM145 73V72H144ZM167 73V72H166ZM173 73V72H172ZM232 73H233V75H232ZM70 74H73V73H70ZM76 74V73H75ZM75 74H73L74 76H75ZM93 74V73H92ZM91 74V75H92ZM127 74V73H126ZM136 74H137V72H136ZM150 74V73H149ZM41 75H42V73H41ZM45 75V74H44ZM55 75V74H54ZM72 75V76H73ZM87 75V74H86ZM85 75V76H86ZM98 75H99V72H98ZM128 75V74H127ZM130 75V74H129ZM131 75H133V74H131ZM148 75V74H147ZM161 75L163 76H165L166 74H162L161 73ZM170 75H172V74H169V76ZM179 75H180V72H179ZM194 75V74H193ZM237 75V76H236ZM244 75V74H243ZM257 75V74H256ZM33 76H34V78H33ZM47 76V75H46ZM71 76V75H70ZM71 76V77H72ZM72 77V78H76V76L77 77H79V75H76L75 77ZM137 76V75H136ZM153 76V75H152ZM152 76H150V77H152ZM157 76V75H156ZM167 76V78L169 77L168 75H166ZM165 76V77H166ZM250 76V75H249ZM262 76V75H261ZM5 77V78H4ZM25 77L27 78V77H31V78H28V79H26V80H24L25 79ZM50 77V76H49ZM71 77H69L70 79H72ZM176 77H178V75H176L174 78H176ZM180 77V76H179ZM252 77V76H251ZM52 78V77H51ZM103 78V77H102ZM139 78H141V77H139ZM144 78V79H143ZM174 78H172V80L174 79ZM183 78V77H182ZM23 79V80H22ZM30 79V80H29ZM142 79H143V81L142 80H140V81H142V83L144 84V80H146L145 79V77H142ZM151 79V78H150ZM157 79V78H156ZM161 79V78H160ZM159 79V80H160ZM170 79V78H169ZM168 79V80H169ZM34 81V82H32V81ZM36 80V81H35ZM46 80V79H45ZM48 80V79H47ZM61 80H63V79H61ZM68 80V79H67ZM93 80H94V78H93ZM92 80V81H93ZM104 80V79H103ZM122 80V79H121ZM128 80V79H127ZM126 80V81H127ZM130 80H132V79H130ZM243 80H245V79H243ZM251 80V79H250ZM257 80V79H256ZM24 82V81H31V83L29 82V84L27 85V83L26 82H24V84L22 83H19V82ZM83 81V80H82ZM166 81V80H165ZM170 81V80H169ZM237 81H235V82H237ZM64 82V81H63ZM68 82V81H67ZM74 82V81H73ZM80 82V81H79ZM130 82H132V81H130ZM146 82V81H145ZM161 82H163V81H161ZM168 82V81H167ZM252 82H254V81H252ZM16 83H17V85H16ZM32 83H34V85H32ZM48 83V82H47ZM46 83V84H47ZM139 83V82H138ZM184 83V84H183ZM260 83V82H259ZM48 84H50V83H48ZM59 84V83H58ZM129 84V83H128ZM147 84V83H146ZM14 85V86H13ZM70 85V84H69ZM94 85V84H93ZM93 85H91V86H93ZM117 85V84H116ZM120 85V84H119ZM123 85V84H122ZM150 85H152V84H150ZM157 85V84H156ZM155 85V86H156ZM220 85V86H219ZM246 85V84H245ZM5 86H7V87H5ZM12 86L14 87V89H13V91H15V92H11V89H12ZM41 86H42V84H41ZM90 86V87H91ZM130 86V85H129ZM138 86V85H137ZM153 86V85H152ZM261 86V85H260ZM3 87H5V88H3ZM23 87V88H22ZM29 87V91H31L30 93H32L34 90H35V92L36 91H38L37 89L38 88H30ZM52 87V86H51ZM100 87V86H99ZM117 87H118V85H117ZM241 87V86H240ZM253 87V86H252ZM255 87V86H254ZM257 87V86H256ZM2 88H3V90H2ZM11 88V89H10ZM45 88H47V87H45ZM55 88V87H54ZM75 88V87H74ZM79 88V87H78ZM105 88V87H104ZM121 88V87H120ZM150 88V87H149ZM177 88V89H176ZM245 88V87H244ZM249 88H251V87H249ZM34 89V90H33ZM57 87L55 88V89H53L52 90V88H50V92H51V90H52V92L54 93V90H56L57 91ZM87 89V88H86ZM99 89H101V88H99ZM173 89H176V90H178V91H182L181 93L180 92H178V91H176L175 92V90H173ZM220 89V90H221ZM224 90H225V88H223ZM258 89V88H257ZM23 90H21V91H23ZM43 90V89H42ZM48 90V89H47ZM120 90V89H119ZM118 90V93L120 92ZM246 90V89H245ZM248 90V89H247ZM19 91V90H18ZM17 91V92H18ZM28 90H26L25 91V93L23 92V94L24 95H26V93H28L27 92ZM55 91V93L53 94L52 92H51V95H53V97L55 96V95H57V93L58 92H56ZM61 91V90H60ZM105 91V90H104ZM115 91H117V90H115ZM126 91V90H125ZM132 91H133V89H132ZM131 91V92H132ZM167 91V92H166ZM232 91V90H231ZM237 91V90H236ZM244 91V90H243ZM250 91V90H249ZM252 91H253V89H252ZM10 92V93H9ZM20 92V91H19ZM35 92H33L34 94H32V95H34L33 96V98L29 95L30 93H28V96H30L31 98H32V100H33V102L35 101V100H37L36 102H39V101H43L42 100V98H44V99H46V97H43V93H45V92H43L42 94V97H41V100L39 99V98H37L38 97V94L37 95H35ZM110 92V91H109ZM122 92V91H121ZM154 92V91H153ZM178 92V94H175V93H177ZM216 92H217V94H216ZM233 92V91H232ZM240 92V91H239ZM251 92V91H250ZM259 92V91H258ZM22 93V92H21ZM37 93V92H36ZM72 93H73V91H72ZM113 93V92H112ZM123 93V92H122ZM185 93L183 94V95H185ZM219 93V94H218ZM225 93V92H224ZM223 93V94H224ZM243 93H245V92H243ZM20 94V93H19ZM40 95H41V93H39ZM63 94H65V93H63ZM76 94V93H75ZM82 94V93H81ZM101 94V93H100ZM110 94V93H109ZM175 94V95H174ZM221 94V96L219 97V100H221V98L223 97V100L225 101V96L227 97V95L226 94ZM233 94V93H232ZM241 94V93H240ZM17 95V96H16ZM15 96H14V98H17L18 97V93L16 94ZM22 95V94H21ZM24 95H22V96H24ZM39 95V96H40ZM74 95V94H73ZM108 95V94H107ZM113 95V94H112ZM117 95V94H116ZM151 95L153 96L154 95V93H148V95H146V99H144V101H143V106H148V105H150V103H152L153 102V100L151 99ZM181 96V99H182V97H184V96ZM223 95V96H222ZM246 95V94H245ZM250 95V94H249ZM264 95V94H263ZM22 96H20V98L22 97ZM45 96V95H44ZM59 96V95H58ZM81 96V95H80ZM87 96V95H86ZM109 96V95H108ZM117 96H120L121 97V95L120 94H118ZM117 96H115V97H117ZM25 97V96H24ZM29 97V98H30ZM35 97V98H34ZM61 97V96H60ZM65 97V96H64ZM68 97V96H67ZM70 97V96H69ZM79 97V96H78ZM77 97V98H78ZM83 97V96H82ZM89 97V96H88ZM103 97V96H102ZM105 97H107L106 95L104 96V98ZM264 97V96H263ZM4 98V99H3ZM14 98H13V100H14ZM19 98V99H20ZM110 98H113V96L112 97H110ZM217 98H215L216 100H217ZM229 98V97H228ZM35 99V100H34ZM55 99V98H54ZM68 99V98H67ZM67 99H65V100H67ZM101 99V98H100ZM136 99V98H135ZM138 99V98H137ZM181 99H180V97L178 98V101L177 102H180L181 101ZM246 99H247V97H246ZM255 100H256V98H254ZM13 100H12V102H13ZM22 100H24V99H22ZM29 100H31V99H29ZM64 100V99H63ZM63 100H61V101H63ZM70 100V99H69ZM77 100V99H76ZM80 100V99H79ZM86 100H87V98H86ZM102 101H103V98L101 99ZM107 100H110V99H107ZM106 100V101H107ZM204 101V104H201V105H199V104H197L199 101L201 102V101ZM241 100V99H240ZM258 100V99H257ZM17 101V100H16ZM26 101V100H25ZM85 101V100H84ZM94 101V100H93ZM168 101H167V103H165V104H170V103H168ZM215 101V100H214ZM227 101L229 102L230 101V99L228 100L227 99ZM242 101V100H241ZM246 101V100H245ZM2 102V103H1ZM66 102V101H65ZM88 102V101H87ZM99 102H101V101H99ZM141 102H142V100H141ZM186 102V101H185ZM199 102V103H200ZM212 102V101H211ZM216 102V101H215ZM10 103V102H9ZM14 103L15 102H13V104L12 105H14ZM53 103H55V101L53 102ZM59 103V102H58ZM63 103H64V101H63ZM113 103V102H112ZM164 103H163V106H165L166 107V105H164ZM202 103V102H201ZM225 103H226V101H225ZM237 103H238V101H237ZM253 103V102H252ZM20 104V103H19ZM23 104V103H22ZM31 104V103H30ZM33 104V103H32ZM31 104V105H32ZM49 104H50V102H49ZM61 104V103H60ZM75 104V103H74ZM81 104V103H80ZM88 104V103H87ZM104 104V103H103ZM132 102H130L129 100H127V99H125L123 96H122V98H119L118 97V99L117 100H115V102L113 103V104H110L106 109L105 108H103V109H105V110H103V112H102V114H101V117H103V118H105L106 120L105 121H107V124H109V126H111L110 124H112L113 122V124H115L116 123V121H119V120H122L124 117H126L127 115H130V113H132ZM140 104V103H139ZM152 104H154V103H152ZM173 104H175V103H173ZM173 104H171V106L173 105ZM217 104V103H216ZM235 104V103H234ZM8 105V104H7ZM11 105V104H10ZM38 105H40V104H38ZM42 105V104H41ZM45 105H47V103L45 104ZM59 105V104H58ZM185 105V106H184ZM212 105V104H211ZM214 105V104H213ZM223 105V104H222ZM246 105H248V104H246ZM258 105V104H257ZM43 106V105H42ZM49 106V105H48ZM48 106H47V108H48ZM52 106V105H51ZM56 106V105H55ZM66 106V105H65ZM88 106V105H87ZM169 106V105H168ZM168 106H167V108H168ZM182 106H184V107H182ZM217 106V105H216ZM2 107V106H1ZM0 107V108H1ZM11 107V106H10ZM18 107V106H17ZM37 107V106H36ZM40 107V106H39ZM50 107V106H49ZM62 107V106H61ZM150 107V110H151V112H152V109H151V107H153V111L155 112V110H154V105L153 106H149ZM158 106H156V108H157ZM165 107H163L164 109H165ZM170 107V106H169ZM264 107V106H263ZM3 108V107H2ZM4 108H6V107H4ZM9 108V107H8ZM38 108V107H37ZM46 108V109H47ZM55 108H57V107H55ZM67 108H68V105H67ZM140 108V107H139ZM155 108V109H156ZM159 108V107H158ZM158 108L156 109V113H158L157 112V110H158ZM213 108H214V106L212 107V110H213ZM230 108H232V107H230ZM15 109V108H14ZM27 109H28V107H27ZM39 109V108H38ZM42 109V108H41ZM53 109V108H52ZM60 109V108H59ZM63 109H64V107H63ZM138 109V108H137ZM236 109V108H235ZM32 110H34V109H32ZM35 110H36V108H35ZM51 110V109H50ZM50 110H49V112H50ZM58 110V109H57ZM78 110V109H77ZM76 110V111H77ZM101 110V111H102ZM160 110V109H159ZM158 110V111H159ZM172 110V111H171ZM211 110V109H210ZM211 110V111H212ZM242 110V109H241ZM15 111V110H14ZM71 111H73V110H71ZM140 111V110H139ZM243 111V110H242ZM26 112V111H25ZM24 112V113H25ZM48 112V113H49ZM65 112V111H64ZM153 112V113H154ZM214 112V111H213ZM233 112V111H232ZM246 112H247V110H246ZM252 112V111H251ZM2 113V112H1ZM16 113V112H15ZM23 113V112H22ZM38 113V112H37ZM44 113V112H43ZM45 113H46V111H45ZM53 113V112H52ZM51 113V114H52ZM54 113H55V109H54ZM53 113V114H54ZM59 113H61V111L59 112ZM69 113V112H68ZM223 113V112H222ZM235 113V112H234ZM4 114V113H3ZM8 114V113H7ZM6 114V115H7ZM10 114V113H9ZM29 114V113H28ZM50 114V113H49ZM50 114V115H51ZM211 114V113H210ZM215 114V113H214ZM20 115V114H19ZM36 115V114H35ZM49 115V116H50ZM69 115V114H68ZM74 115V114H73ZM103 115V116H102ZM153 115V114H152ZM233 115V114H232ZM32 116V115H31ZM39 116V115H38ZM38 116H36V117H38ZM72 116V115H71ZM133 116V115H132ZM132 116H130V117H132ZM136 116V115H135ZM158 116V115H157ZM164 116V117H163ZM226 116V115H225ZM245 116V115H244ZM11 117L13 118V115H11ZM28 117V116H27ZM47 117V116H46ZM69 117V116H68ZM134 117V116H133ZM155 117H156V115H155ZM255 117V116H254ZM18 118V117H17ZM26 118V117H25ZM24 118V119H25ZM42 118V117H41ZM44 118V117H43ZM54 118V117H53ZM159 118V117H158ZM11 119V118H10ZM9 119V120H10ZM14 119H16V118H14ZM23 119V118H22ZM27 119V118H26ZM34 119V118H33ZM39 119V118H38ZM51 119V118H50ZM67 119V118H66ZM69 119V118H68ZM140 119V118H139ZM188 119V118H187ZM231 119V118H230ZM234 119H236V118H234ZM260 119V118H259ZM2 120V119H1ZM5 120V119H4ZM8 120V119H7ZM47 120V119H46ZM71 120V119H70ZM143 120V119H142ZM184 120V119H183ZM224 120V119H223ZM13 121V120H12ZM20 121V120H19ZM29 121V120H28ZM45 121V120H44ZM48 121V120H47ZM53 121V120H52ZM60 121H61V119H60ZM210 121V120H209ZM257 121V120H256ZM263 121V120H262ZM10 122H11V120H10ZM49 122H50V120H49ZM57 122V121H56ZM206 122V121H205ZM229 122V121H228ZM8 123V122H7ZM25 123V122H24ZM31 123H32V121H31ZM79 123V122H78ZM81 123V122H80ZM79 123V124H80ZM139 123V122H138ZM182 123H184V122H182ZM230 123V122H229ZM240 123V122H239ZM39 124V123H38ZM42 124V123H41ZM70 124V123H69ZM76 124V123H75ZM75 124H72V125H70L69 126V129L63 134V136L65 135L66 137H67V139L69 140V138H71V137H73L75 134H77L78 133V128H76V127H73V125H75ZM79 124H77V126L79 125ZM135 124V123H134ZM140 124H141V122H140ZM143 124V123H142ZM185 124V123H184ZM184 124H183V126H184ZM204 124V123H203ZM246 124V123H245ZM8 125V124H7ZM12 125V124H11ZM24 125V124H23ZM37 125V124H36ZM48 125H49V123H48ZM137 125V124H136ZM146 125V124H145ZM182 125V124H181ZM210 125V124H209ZM214 125V124H213ZM3 126H4V124H3ZM2 126V127H3ZM14 126H16V125H14ZM27 126H29V125H27ZM31 126H33V124L31 125ZM40 126V125H39ZM50 126V125H49ZM55 126V125H54ZM108 126V125H107ZM139 126V125H138ZM148 126V125H147ZM204 126V125H203ZM20 127V126H19ZM42 127V126H41ZM40 127V128H41ZM17 128V127H16ZM24 128H26V127H24ZM32 128V127H31ZM50 128V127H49ZM48 128V129H49ZM171 128V129H172ZM242 128V127H241ZM249 128V127H248ZM3 129V128H2ZM14 128H13V126H12V130H13ZM23 129V128H22ZM65 129V128H64ZM169 129H170V127H169ZM229 129V128H228ZM250 129V128H249ZM11 130V131H12ZM40 130V129H39ZM42 130V129H41ZM208 130V129H207ZM241 130V129H240ZM252 130H254V128L252 129ZM34 131V130H33ZM163 130H161V132H162ZM181 131V129H179V132ZM218 131V130H217ZM4 132H6V131H4ZM8 132V131H7ZM39 132V131H38ZM42 132V131H41ZM46 132V131H45ZM54 132V131H53ZM160 132V133H161ZM166 132L167 133H165V136H168L169 134V132L166 130ZM186 132V131H185ZM215 132H216V130H215ZM232 132V131H231ZM255 132V131H254ZM20 133V132H19ZM35 133V132H34ZM60 133V132H59ZM173 133V132H172ZM175 133V132H174ZM181 133V132H180ZM194 133V132H193ZM242 133V132H241ZM29 134V133H28ZM36 134V133H35ZM61 134V133H60ZM149 134V133H148ZM152 134V133H151ZM151 134H149V135H151ZM159 134V133H158ZM176 134V133H175ZM179 134V133H178ZM4 135H6V134H4ZM3 135V136H4ZM181 135H183V134H181ZM198 135V134H197ZM36 136V135H35ZM34 136V137H35ZM54 136V135H53ZM56 136V135H55ZM54 136V137H55ZM60 136V135H59ZM63 136H61V138L63 137ZM158 136V135H157ZM172 136H173V134H172ZM191 136V135H190ZM215 136V135H214ZM237 136V135H236ZM10 137V136H9ZM17 137V136H16ZM37 137H38V134H37ZM170 137V136H169ZM178 137V136H177ZM253 137V136H252ZM1 138V137H0ZM11 138V137H10ZM24 138H25V136H24ZM24 138H22V139H24ZM154 138V137H153ZM153 138H151V142H152V139ZM164 138H166V137H164ZM175 138V137H174ZM173 138V139H174ZM189 138V137H188ZM258 138V137H257ZM4 139H5V137H4ZM12 139V138H11ZM58 139V138H57ZM64 139V138H63ZM73 139V138H72ZM157 139V138H156ZM159 139V138H158ZM180 139V138H179ZM207 139V138H206ZM264 139V138H263ZM1 140V139H0ZM6 140V139H5ZM7 140H8V138H7ZM10 140V139H9ZM35 140V139H34ZM48 140V139H47ZM56 140V139H55ZM150 140V138L148 139V141ZM162 140V139H161ZM164 140V139H163ZM23 141V140H22ZM52 141V140H51ZM58 141V140H57ZM64 141V140H63ZM76 141V140H75ZM148 141H141V143L140 144H137V146H139V148L138 149H140L141 148V154L139 153H137L138 155H139V157H140V155H141V158L140 159H137L135 162H133V164H132V166L130 165V167H129V169L127 170V171H125L126 172V176H125V179H124V181L120 184V185H118L121 189H119V191H117L116 189V191L117 192H115V190H108L107 191V189H106V194L104 193V198L101 200V201H99L100 203H97V205L96 206H93L94 207V209H93V211H92V213H93V215H90V213H89V210H90V206H89V203H87V202H85V203H81V204H79L78 205V203H77V205L79 206V208H78V206L76 205V202H75V204H73V207H74V205H76L77 207H75L74 209V211L72 212V213H74V214H71V216L72 215H74L75 216V218H78V221L77 222H75L76 223V226L75 227H77L78 229H74L73 227H72V229H71V231L70 230H68L67 232H63V230L60 232V235H59V232H58V230H56L57 232H58V234L57 235H59V237L56 235V231H54V235L52 234V236L51 237H53V236H57L58 237V239L59 238H61L62 240H63V242L62 241H60V243H64V239H67V238H69V240L71 239V238H74V234H76L75 232H82V227H81V225H80V227H78L79 226V223L80 222H82V221H80V220H83V222L84 221H86L87 220V224H89V223H91L92 221H94L93 220V218H92V216L94 217V215H96V214H99L100 212H103V211H101L102 210V207L104 206V205H106V203L108 204V202L109 201H111L113 198H115L116 197V195L118 194V192H120V190H122L123 188L125 189V185H126V187L128 186V184H129V182L131 183V181L132 180H134L135 178H136V176H137V174H138V172L141 170H143L144 169V171L143 172H145L146 173V169H145V165H144V163H143V161H144V159L146 160V158L145 157H148L147 155L152 151V149L151 148H147L146 149V143L148 142ZM9 142V141H8ZM48 142H50L49 140L46 142H44V143H42L41 145H39L40 143H37V141H36V143L38 144V146H36L35 145V147L33 148V150L34 151H32V153H34L35 155H36V153H38L39 154V151L43 148L44 149V146H45V148H46V143H48ZM55 142V141H54ZM66 142V141H65ZM69 142V141H68ZM168 142V141H167ZM191 142V141H190ZM4 143V142H3ZM6 143V142H5ZM5 143H4V145H5ZM28 143V142H27ZM53 143V142H52ZM73 143V142H72ZM156 143V142H155ZM160 143H161V141H160ZM189 143V142H188ZM192 143V142H191ZM251 143V142H250ZM7 144V143H6ZM9 144V143H8ZM53 144H55V143H53ZM52 144V145H53ZM66 144V143H65ZM174 144H176V143H174ZM257 144H259V143H257ZM23 145V144H22ZM155 145V144H154ZM163 147H161L160 148V150L162 151V149H165V148H167L166 146H167V143H165V141L163 142ZM184 145V144H183ZM192 145V144H191ZM24 146V145H23ZM47 146H48V144H47ZM50 146V145H49ZM134 146H136V145H133L132 147V149H134L135 150V147ZM170 146V145H169ZM173 146V145H172ZM171 146V147H172ZM157 147V146H156ZM215 147V146H214ZM218 147V146H217ZM250 147V146H249ZM253 147V146H252ZM10 148V147H9ZM8 148V149H9ZM16 148V147H15ZM31 148V147H30ZM63 148H65V147H63ZM155 148V147H154ZM158 148V147H157ZM176 148V147H175ZM224 148V147H223ZM251 148V147H250ZM255 148V147H254ZM62 149V148H61ZM156 149V148H155ZM155 149H153V152L155 151ZM174 149V148H173ZM208 149V148H207ZM219 149V148H218ZM17 150V149H16ZM137 150V149H136ZM180 150V149H179ZM250 150H252V149H250ZM2 151V150H1ZM14 151V150H13ZM124 151V150H123ZM123 151L121 152V153H123ZM130 151V150H129ZM157 151V150H156ZM161 151H159V152H161ZM165 151H167V150H165ZM209 151V150H208ZM214 151V150H213ZM113 152L115 153V151L113 150H106V151H104L102 154H103V156H104V160H106L105 161V163H110L111 162V160L113 159V158H111V155L113 156ZM126 152V151H125ZM128 152V151H127ZM133 152V151H132ZM224 152V151H223ZM243 152V151H242ZM246 152V151H245ZM247 152H248V150H247ZM8 153V152H7ZM10 153V152H9ZM170 153H172V152H170ZM129 154V153H128ZM136 154V155H137ZM159 155L161 154V153H158ZM219 154V153H218ZM236 154V153H235ZM248 153H246V155H247ZM124 155V154H123ZM150 155V154H149ZM151 155H153V153L151 152ZM150 155V156H151ZM194 155V154H193ZM12 156V155H11ZM131 156H133V155H131ZM156 156V155H155ZM165 156V155H164ZM251 156V155H250ZM130 157V156H129ZM128 157V158H129ZM138 157V156H137ZM158 157V156H157ZM156 157V158H157ZM226 157V156H225ZM127 158V159H128ZM132 158V157H131ZM155 158V157H154ZM160 158V157H159ZM196 158V157H195ZM224 158V157H223ZM9 159V158H8ZM33 159V158H32ZM136 158H134V160H135ZM150 159V158H149ZM153 159V158H152ZM191 159V158H190ZM34 160V159H33ZM114 160V159H113ZM123 160L125 161V158H123ZM122 160V161H123ZM12 161V160H11ZM110 161V162H109ZM121 161V162H122ZM124 161H123V163H124ZM128 161V160H127ZM131 161H133V160H131ZM155 161V160H154ZM154 161L152 162L151 161V164L153 163L154 164ZM156 161H157V159H156ZM196 161V160H195ZM221 161V160H220ZM59 162V161H58ZM67 162V161H66ZM86 162V161H85ZM98 162V161H97ZM104 162V161H103ZM126 162V161H125ZM27 163V162H26ZM80 163V162H79ZM120 163V162H119ZM132 163V162H131ZM130 163V164H131ZM149 163V162H148ZM60 164V163H59ZM63 164V163H62ZM65 164V163H64ZM63 164V165H64ZM98 164V163H97ZM110 164H112V163H110ZM122 164V163H121ZM129 164V163H128ZM186 164V163H185ZM189 164H191V162L189 163ZM209 164V163H208ZM79 165V164H78ZM113 165V164H112ZM112 165H109V164H107V167L108 166H112ZM118 165H120V164H118ZM117 165V166H118ZM123 165V164H122ZM147 165V164H146ZM150 165V164H149ZM155 165H156V163H155ZM184 165V164H183ZM75 166V165H74ZM73 166V167H74ZM80 166V165H79ZM84 166V165H83ZM96 166H98V165H96ZM114 166V165H113ZM128 166V165H127ZM5 167V166H4ZM4 167H2V168H4ZM20 167V166H19ZM22 167V166H21ZM69 167V166H68ZM77 167V166H76ZM102 167H105L106 168V164H105V166L103 165ZM126 167V166H125ZM149 167H152V166H149ZM234 167V166H233ZM9 168V167H8ZM64 168V167H63ZM65 168H66V166H65ZM78 168V167H77ZM97 168H99V166L97 167ZM116 168V167H115ZM124 168V167H123ZM127 168V167H126ZM125 168V169H126ZM146 168H147V166H146ZM259 168V167H258ZM60 169V168H59ZM8 170V169H7ZM252 170V169H251ZM1 171V170H0ZM71 171V170H70ZM149 171V170H148ZM200 171V170H199ZM217 171V170H216ZM23 172V171H22ZM118 172H120V170L118 171ZM124 172V171H123ZM189 172V171H188ZM57 173V172H56ZM62 173V172H61ZM117 173V172H116ZM139 174H140V172H139ZM147 174V173H146ZM171 174V173H170ZM218 174V173H217ZM1 175H3L2 173H1ZM116 175V174H115ZM124 175V174H123ZM123 175H120V174H118L117 175V178L120 180V178H122V176ZM9 176V175H8ZM18 176V175H17ZM42 176H44V175H42ZM145 176L146 175H143L142 177H140V178H145ZM171 176V175H170ZM222 176V175H221ZM237 176V175H236ZM1 177V176H0ZM3 177V176H2ZM7 177V176H6ZM41 177V176H40ZM139 177V176H138ZM166 177V176H165ZM8 178V177H7ZM39 178V177H38ZM216 178V177H215ZM214 178V179H215ZM2 179V178H1ZM13 179V178H12ZM43 179V178H42ZM112 179V178H111ZM116 179V178H115ZM110 180V179H109ZM113 180V179H112ZM131 180V181H130ZM47 181V180H46ZM111 181V180H110ZM115 181V180H114ZM114 181H113V183H114ZM117 181V180H116ZM137 180H135V182H136ZM142 181H143V179H142ZM145 181V180H144ZM186 181V180H185ZM230 181V180H229ZM253 181V180H252ZM171 182V181H170ZM111 183V182H110ZM41 184V183H40ZM73 184V183H72ZM118 184V183H117ZM133 184V183H132ZM241 184V183H240ZM251 184V183H250ZM11 185V184H10ZM42 185V184H41ZM70 185V184H69ZM107 185V184H106ZM114 185V184H113ZM130 185V184H129ZM134 185V184H133ZM139 185V184H138ZM142 185V184H141ZM9 186V185H8ZM30 186V185H29ZM108 186H109V183H108ZM107 186V187H108ZM116 186V185H115ZM140 186V185H139ZM192 186V185H191ZM257 186V185H256ZM35 187V186H34ZM42 187V186H41ZM70 187H72V186H68V188H66V187H64L63 189H60L59 188V190L58 189H56V190H58V191H55V193H54V199L52 198V199H49V201L47 202V204H46V207H45V211H46V213H48V215L50 214V213H52L53 214V212H55L57 209H59L58 207H61L60 205H59V202H61L60 201V199H61V197L63 196V195H68L69 197H70V195L71 196H74V197H72V202L71 203H74L73 201L74 200H77L78 201V199L80 198V197H82V193H84V191L83 192H81V190H78L77 188H75V186L73 187V188H70ZM76 187H77V185H76ZM149 187V186H148ZM223 187V186H222ZM38 188V187H37ZM57 188V187H56ZM82 188V187H81ZM112 188V187H111ZM114 188V187H113ZM118 188V187H117ZM129 188V187H128ZM140 188V187H139ZM150 188V187H149ZM194 188V187H193ZM5 189V188H4ZM239 189V188H238ZM15 190V189H14ZM55 190V189H54ZM143 190H145V189H143ZM137 191V190H136ZM147 191H148V189H147ZM52 192H54V191H52ZM126 192V191H125ZM15 193V192H14ZM30 193V192H29ZM51 193V192H50ZM1 194H2V196L4 195V193H0V209L1 208H3L4 206H8L9 207V204H12L13 203V201L15 200L14 198L16 197V196H12L11 198H8V197H10L9 195H11V193L8 195V197H7V195L5 194L3 197L1 196ZM18 194V193H17ZM28 194V193H27ZM41 194V193H40ZM52 194V193H51ZM124 194V193H123ZM130 194V193H129ZM22 195H24V194H22ZM94 195V194H93ZM100 195V194H99ZM122 195V194H121ZM120 195V196H121ZM165 195H167V194H165ZM237 195H238V193H237ZM248 195V194H247ZM249 195H251L250 197L251 198H253L255 201H252L253 202V206H255V208H253V209H255L256 211H258V214H260V212H262L261 210H260V208L261 209H263V207H264V191L262 190V188L260 187V185L259 186H257V187H255L252 191H251V194H249ZM18 196V195H17ZM32 196H33V193H32ZM38 196V195H37ZM96 196V195H95ZM128 196V195H127ZM175 196V195H174ZM22 197V196H21ZM20 196H19V198H21ZM34 197V196H33ZM94 197V196H93ZM156 197H158V196H156ZM17 198L18 197H16V200H17ZM64 198V197H63ZM73 198H75L74 200H73ZM97 198V197H96ZM151 198V197H150ZM154 198V197H153ZM217 198V197H216ZM121 199V198H120ZM139 199V198H138ZM163 199V198H162ZM194 199V198H193ZM19 200V199H18ZM26 200V199H25ZM20 201V200H19ZM38 201V200H37ZM63 201V200H62ZM113 201V200H112ZM123 201V200H122ZM129 201V200H128ZM149 201V200H148ZM211 201V200H210ZM18 202V201H17ZM88 202H89V199H88ZM118 202V201H117ZM188 202V201H187ZM254 202H255V204H254ZM14 203H15V201H14ZM27 203V202H26ZM62 203V202H61ZM70 203V204H71ZM80 203V202H79ZM125 203V202H124ZM219 203V202H218ZM243 202L241 201L240 202V204L243 206V204H242ZM244 203H245V201H244ZM18 204V203H17ZM63 204V203H62ZM99 204V205H98ZM114 204V203H113ZM118 204H119V202H118ZM111 205V204H110ZM245 205V204H244ZM263 205V207H259V206H262ZM23 206H24V204H23ZM45 206V205H44ZM43 206V207H44ZM71 206V205H70ZM69 206V207H70ZM115 206V205H114ZM14 207V206H13ZM17 207V206H16ZM67 207V206H66ZM92 207V206H91ZM113 207V206H112ZM118 207H119V205H118ZM240 207V206H239ZM245 207V206H244ZM7 208V207H6ZM64 208H65V206H64ZM106 209V207H103V209ZM108 208V207H107ZM203 208V207H202ZM240 208H243V207H240ZM4 209H5V207H4ZM3 209V210H4ZM8 209V208H7ZM12 209V208H11ZM73 209V208H72ZM119 209V208H118ZM117 209V210H118ZM144 209V208H143ZM147 209V208H146ZM10 210V209H9ZM14 210H15V208H14ZM43 210H44V208H43ZM42 209H41V211H43ZM61 210V209H60ZM59 210V211H60ZM64 210V209H63ZM92 210V209H91ZM223 210V209H222ZM1 211V210H0ZM5 211V210H4ZM53 211V212H52ZM59 211H57L56 213L58 214L59 213ZM67 211V210H66ZM240 211V214L242 215L244 212H245V210L244 209H240L239 210ZM183 212V211H182ZM241 212H243V213H241ZM2 213H4V212H2ZM7 213V212H6ZM56 213H54L53 215H55ZM63 213V212H62ZM65 213V212H64ZM68 213V212H67ZM91 213V214H92ZM206 213V212H205ZM69 214V213H68ZM102 215L103 214H105L104 212L103 213H101ZM245 214L246 213H244V216H245ZM257 214V213H256ZM5 215V214H4ZM43 215V214H42ZM48 215H45V216H43V217H46V216H48ZM51 215V214H50ZM67 215V214H66ZM70 215V214H69ZM69 215L67 216V217H69ZM100 215V214H99ZM107 215V214H106ZM133 215V214H132ZM225 215V214H224ZM3 216V215H2ZM7 216H8V214H7ZM52 216V215H51ZM60 216V215H59ZM244 216L242 215L241 217H243L244 218ZM36 217H39V216H36ZM60 217H62V215L60 216ZM66 217V218H67ZM169 217H171V216H169ZM9 218V220H10V217H8ZM48 218V217H47ZM52 218V217H51ZM120 218V217H119ZM1 219V218H0ZM5 219H7V218H5ZM4 219V220H5ZM41 219V218H40ZM245 219V218H244ZM54 220H55V218H54ZM62 220V219H61ZM69 220V219H68ZM120 220V219H119ZM145 220V219H144ZM14 221V220H13ZM47 221V220H46ZM59 221V220H58ZM62 221H64V220H62ZM62 221H60V222H62ZM67 221V220H66ZM80 221V222H79ZM122 221V220H121ZM52 222V221H51ZM50 222V223H51ZM79 222V223H78ZM100 222V221H99ZM12 223V222H11ZM14 223V222H13ZM55 223V222H54ZM64 223V222H63ZM74 223V222H73ZM77 223H78V225H77ZM228 223V222H227ZM16 224V223H15ZM71 224V223H70ZM84 224V223H83ZM259 224V223H258ZM2 225H5V223L4 224H2ZM1 225V226H2ZM8 225V224H7ZM53 225H55V224H53ZM60 225V224H59ZM62 225V224H61ZM72 225V224H71ZM86 224H84V226L83 227H85L86 228V226H85ZM58 226V225H57ZM73 226V225H72ZM219 226V225H218ZM18 227V226H17ZM20 227V226H19ZM4 228V227H3ZM10 228V227H9ZM13 228V227H12ZM21 228V227H20ZM20 228H18V229H20ZM24 228V227H23ZM85 228H84V230H85ZM94 228H96V227H94ZM5 229V228H4ZM14 229V228H13ZM66 229V228H65ZM64 229V230H65ZM143 229V228H142ZM263 229V228H262ZM10 230V229H9ZM12 230V229H11ZM23 230V229H22ZM83 230V231H84ZM140 230V229H139ZM60 231V230H59ZM70 231V232H69ZM24 232V231H23ZM85 232V231H84ZM225 232V231H224ZM25 233V232H24ZM48 233V235L49 234H51L50 232H47ZM10 234H11V232H10ZM15 234V233H14ZM46 234V233H45ZM138 234V233H137ZM1 235V234H0ZM13 235V234H12ZM208 235V234H207ZM8 236V235H7ZM15 236V235H14ZM50 236V235H49ZM55 236V237H56ZM137 236V235H136ZM201 236V235H200ZM4 237V236H3ZM9 237V236H8ZM45 237V236H44ZM54 237V238H55ZM57 237H56V239H57ZM77 237V236H76ZM80 237V236H79ZM1 238H2V236H1ZM13 238V237H12ZM50 238V237H49ZM18 239V238H17ZM23 239V238H22ZM25 239V238H24ZM46 239V238H45ZM47 239H48V236H47ZM52 239V238H51ZM50 239V240H51ZM55 239V240H56ZM57 239V240H58ZM49 240V239H48ZM60 240V239H59ZM72 240H74V239H72ZM72 240H71V242H72ZM78 240V239H77ZM188 240V239H187ZM10 241H12V240H10ZM13 241H15V240H13ZM27 241V240H26ZM30 240H28V242H29ZM54 241V240H53ZM67 241H68V239H67ZM144 241V240H143ZM24 242V241H23ZM51 242H52V240H51ZM56 242H59V241H56ZM200 242V241H199ZM7 243V242H6ZM10 243V242H9ZM13 243V242H12ZM25 243V242H24ZM34 243V242H33ZM32 243V244H33ZM48 243L51 245V243L48 241ZM23 244V243H22ZM21 244V245H22ZM42 244H43V242H42ZM47 244V243H46ZM52 244H54L53 242H52ZM66 244V243H65ZM5 245V244H4ZM9 245H11V244H9ZM28 244H27V242H26V244L24 245L23 244V247L24 246H27ZM31 245V244H30ZM44 245H45V243H44ZM43 245V246H44ZM50 245H47L46 246V248L48 247H50ZM55 245H57L56 243H55ZM58 245H59V243H58ZM58 245L56 246L57 247V249H60V248H58ZM114 245V244H113ZM119 245V244H118ZM29 246V245H28ZM34 246H36L35 244H34ZM43 246H41L40 248H42ZM62 246V245H61ZM60 246V247H61ZM152 246V245H151ZM12 247V246H11ZM22 247V246H21ZM21 247H20V249H21ZM32 247H33V245H32ZM54 246H52L51 248H53ZM197 247V246H196ZM234 247V246H233ZM13 248V247H12ZM35 248V247H34ZM40 248H38V250H36L37 249V246H36V249H34L35 250V252H34V254H31V255H34L31 259L29 258V260H31V261H29L28 260V258L26 259L25 257H24V255L25 256H27L28 255V257H29V255L30 254H27L26 255V253L25 254H23V252L21 253V254H23L22 255V257H23V259H22V257H21V261L19 260V262L18 261H16L17 263L16 264H22L23 263V261H26V260H28L29 262H30V264H47V262H50V261H47V258L49 257V253H51L50 251H48L47 253L48 254H44V253H42V254H44V255H47V258L46 257H44L42 254L40 255V254H38L37 253V255H35V253H36V251H38L39 252V249ZM51 248H49V249H51ZM55 248V247H54ZM53 248V249H54ZM5 249H6V246H5ZM17 249V248H16ZM23 249H25V247L24 248H22V250ZM26 249H28L27 247H26ZM56 249V250H57ZM74 249V248H73ZM110 249V248H109ZM234 249V248H233ZM31 250V249H30ZM56 250H55V252H56ZM63 250V249H62ZM66 250H67V248H66ZM186 250V249H185ZM7 251V250H6ZM27 251V250H26ZM131 251V250H130ZM183 251V250H182ZM18 252H19V250H18ZM29 252V251H28ZM27 252V253H28ZM32 252H33V248H32ZM41 252H43V251H41ZM44 252H46V251H44ZM54 252V253H55ZM180 252V251H179ZM4 253V252H3ZM19 254V253H18ZM53 254V253H52ZM64 254V253H63ZM184 254V253H183ZM183 254H181V255H183ZM5 255V254H4ZM30 255V256H31ZM51 255V254H50ZM19 256H20V254H19ZM53 256V255H52ZM57 256V255H56ZM61 256V255H60ZM9 257V256H8ZM2 258V257H1ZM18 257L16 256V259H17ZM4 259H6V258H4ZM11 259V258H10ZM19 259V258H18ZM12 260V259H11ZM56 260H58V259H56ZM3 261V260H2ZM27 261V262H28ZM26 262V263H27ZM150 262H153L152 260L150 261ZM1 263H3V262H1ZM10 263V262H9ZM8 263V264H9ZM15 263V262H14ZM25 263V264H26ZM12 264V263H11ZM28 264V263H27ZM90 264V263H89Z\"/></svg>",
    "mask_w": 264,
    "mask_h": 264
}]
</instances>
